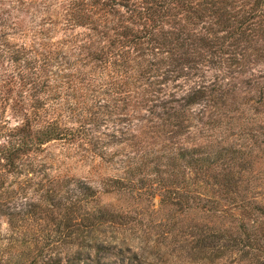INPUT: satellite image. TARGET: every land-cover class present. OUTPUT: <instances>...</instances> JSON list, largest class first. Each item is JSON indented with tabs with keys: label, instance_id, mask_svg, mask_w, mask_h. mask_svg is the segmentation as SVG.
<instances>
[{
	"label": "rangeland",
	"instance_id": "374dc122",
	"mask_svg": "<svg viewBox=\"0 0 264 264\" xmlns=\"http://www.w3.org/2000/svg\"><path fill=\"white\" fill-rule=\"evenodd\" d=\"M91 1L118 4L116 10L125 18L115 26L125 23L126 9L122 7L126 6V0ZM215 1L234 8L231 14L238 12V19L245 18L248 29L254 33L252 43L246 44L251 49L242 60L239 58V65L229 68L224 59V52L231 50L229 46L235 43L224 32L218 34L225 39L220 40L224 42L223 54L211 55V50L208 53L200 46L192 53L193 47H188L191 40L214 32L209 30L212 22L205 17L208 16L205 4L210 0H182L169 7L171 10L165 13L156 29H146L143 22L136 26L138 37L147 39L126 48V82L130 83L129 78L138 81L132 87L134 91L126 93L128 100L121 102L126 106L119 104L117 111L109 112L105 108L110 105L108 95L98 83L100 79L106 85V76L98 67L95 71L93 61H80L87 56H82L86 51L78 47L91 41L98 45L100 42L107 50L112 41L108 27L92 31L94 27L87 19H76L78 4L87 0H0V50L4 46L8 48L3 55L0 53V150L7 145L8 136L36 112L35 99L48 94L39 93L37 86L47 78V82L53 83V96L59 97L60 109L53 116L59 115L70 129L84 125L90 130L87 139H76L73 143L54 141L21 158L27 168L34 163L40 166L35 177L9 173L0 161V264H48L41 257L47 258V253L39 254L40 246H36L34 234L26 229L27 225L13 228L20 208L37 202L38 195L33 190L38 183L46 186L59 174L70 180L65 190H72L73 194H79L76 183L82 179L102 193L109 180L123 177L124 164L120 161L128 159L146 166V174L133 178L141 193H136L139 190L131 195L102 193L97 206L109 211L131 212L132 224L136 226L139 222L137 228L147 232L143 236L147 247L140 243L141 232L133 235V246L141 255L145 252L148 264H250L242 260L241 253L226 254L215 261L210 259L215 253H197L196 244L199 246L204 237L219 232L240 238L261 237L260 251L249 256L264 257V0ZM141 3L144 0H131L127 4L130 9L139 10ZM176 35L183 48L173 47L170 55L154 57L151 51L160 50L157 44L167 46V41ZM148 36L151 39L153 36L155 42L148 43ZM181 60L193 63L187 65V61ZM57 63L63 68L59 65L58 70ZM148 65L151 71L145 75L143 68ZM167 70L169 76L165 77ZM79 72L94 73V82L91 83L92 79L82 82ZM68 81L82 82L77 83L80 90L76 97L81 104L77 110L85 106L79 96L89 106L83 114L72 116L74 112L67 111L64 93L70 94V90L58 85ZM211 83L216 86L214 89H219L213 95V102L206 99L183 108L181 99L189 89ZM72 99V96L67 98L70 103ZM93 106L96 107L93 109ZM89 113L97 118L90 120ZM82 120H90L91 125L85 126ZM95 143L104 150V160H90L87 156ZM193 160H201L199 168L193 165ZM31 178V187L17 196V184ZM156 180H162L167 186L168 197L162 198L160 191L148 189L150 184L155 188ZM180 202V206L176 205ZM48 225L52 227L50 222ZM76 247L60 245L51 259L66 264V254L72 255ZM89 252L95 257V252ZM117 253L110 251L107 259L110 261L105 264H126V258ZM101 256L107 261V255Z\"/></svg>",
	"mask_w": 264,
	"mask_h": 264
},
{
	"label": "trees",
	"instance_id": "16d2710c",
	"mask_svg": "<svg viewBox=\"0 0 264 264\" xmlns=\"http://www.w3.org/2000/svg\"><path fill=\"white\" fill-rule=\"evenodd\" d=\"M130 1L131 0H126V6L122 7L126 9V21L121 26L115 25L117 23H122L125 16L117 12L116 6L118 4H113L109 1L98 2L87 0V2L78 4L76 13V19H87L89 21L88 24L94 27L92 31H95L97 27H108V31L112 35L110 38L112 41L109 43L107 50L100 46V42L98 45V42L95 43L91 41L81 46V48L78 47L79 50L82 49V52L86 51V54H82V56H87L85 60L80 61H93L91 63L95 71L98 67V69L102 71L101 74L105 75L107 78L106 85H104V81L102 82L100 79L98 83L104 86V93L108 95L106 98L110 105H106L105 108L110 109L109 112H111V110L117 111L119 108L117 105L119 104H123V107L126 106L125 103L121 102H126V100H128L126 93H129V91L133 89L134 83L138 81L137 78H135L136 80L134 78H129L131 79L130 83L126 82V75H128L126 74V52H128L126 48L130 46L135 47L138 45L137 43L140 39H147L146 36L142 38L138 37L139 32L136 26L143 22L144 26L147 27L146 29H156V27L162 23L165 13L171 10L169 7L178 4L182 0H144V3L140 4L139 10L130 9L127 4ZM184 7L188 6L184 5ZM205 11V15L206 13L208 14V16L205 17H208L209 21L212 22V24L209 25L212 26L209 30H213L214 32L211 36H203L199 39H195V41L191 40L188 47H193L192 53L198 50L197 46H200L201 50L203 48V50L208 53L211 50V55L217 56L219 53L223 54L222 48L224 47V42L220 43V40L222 41L225 39L224 37L220 38L218 34L224 32L235 39V43L229 46L231 50L224 52V59L228 63L229 68L237 67L240 60L245 57L246 52L251 49L246 46V44L249 45V43H252L254 33H251L248 29L250 26L247 25L245 18L240 17L238 19V12L231 14L234 8H228L225 2L210 0V2L205 4ZM200 19H202V16H200ZM144 26L143 28H145ZM162 33L163 31H161V34ZM104 34L106 37L109 35L106 33ZM169 34L171 35V33ZM163 35L167 36L166 34ZM171 38H173V40L167 41V46L164 44H157V49L160 50L157 53L156 49L151 51L155 53L153 54L154 57L159 56V54L170 55L173 47L177 49L183 48V43L178 44L179 38L177 35ZM154 39L153 36L152 39L148 36V43L155 42ZM238 42L245 43V45L242 46ZM3 48V50H0L2 55L8 50L5 46ZM186 54L187 53L183 54L184 58H186ZM12 55L17 56V52H13ZM49 55L51 57L55 55V52ZM81 58L83 59V57ZM48 60L45 61L44 64H47ZM181 61H187V65L193 63L192 60L191 62L188 60ZM56 65L59 70L60 63ZM150 65L156 67L154 66L155 64ZM150 65H148L146 69L142 67L145 75H148L149 71H151L149 70L151 67ZM60 66L63 68L62 64ZM187 69L191 68L188 66ZM159 70H161V68H159ZM95 71L93 72L95 73ZM49 73L51 74V72ZM94 73L92 75L89 72H79L78 76L81 78L80 80L82 82L92 79L93 81L91 80V83H93L95 77ZM132 74H135V72L133 71ZM53 76L56 77L59 76V74H53ZM164 76H169L168 70L164 72ZM144 78H146V76H144ZM48 80L49 78L40 85L37 84L40 88L39 93L48 94H46L45 97L35 99L34 109L36 112L30 115L29 120L8 136L7 145L0 150V161L3 162L1 167H4L9 173L17 175L25 173L29 174V176L31 175V177H35L40 166L34 163L30 168H27V166H23V163H21V158L30 155L48 143L60 140L73 143L76 139L84 140L90 135V130L85 129L84 125H79L78 129L73 130L68 128L67 125L59 119V115L53 116L55 111L60 109V104L57 103L59 100L58 95L55 94L53 96L55 92L52 85L53 83L50 84L47 82ZM81 81L77 83L81 84ZM77 83L68 81L65 82V84L58 85V88H64L66 91L70 90V94L64 93L66 97H64V101L68 104L67 111L74 112L72 116L83 114L84 111L89 108L85 103L86 99L79 96V98L83 99L82 103L85 106L77 110V107L81 105L77 103L78 97H76V95L80 90ZM215 87L214 83H211L209 86L203 84L196 88L189 89L186 95L181 99L184 106L183 108L205 102L206 99L213 102L215 99L213 95L219 91V89H214ZM70 96H72V98L74 97L71 103L68 101L69 99L67 100ZM95 107L96 106H93L92 108L94 109ZM51 111L52 113L48 115ZM88 116L90 120L91 117H93L94 120L97 118L96 115H91L90 113ZM85 119L87 120L88 118ZM86 120H82L81 122H84L83 124H85V126H90V120H88L89 123ZM98 145L97 143L93 144V150L87 151L89 154L87 156L90 160H94L95 158L104 160L103 156L105 152L104 150H100ZM120 163L121 165L124 164V168H122L123 177L109 180L110 183H107L105 188H103V194L95 191L85 179L79 180L76 183L79 194H73L72 190H65L69 187L70 180L60 177L59 174L54 175L50 179V184L46 186L38 183L33 190L35 195H38L37 202L25 205V209L20 208L16 213L18 219L13 228L21 229L27 225L26 229H30V232L34 234L36 246H40L38 248V251H41L39 254L43 252L47 253L45 254L47 258L43 255L41 257L45 259L46 263L48 261V264H60V260L54 262L51 259V254L60 245L63 247H71L72 245L77 246L76 252L72 255L66 254L68 257L66 264H105L110 261L107 260L109 259V252L114 250L118 252L117 255L119 257L123 256L122 259L126 258V264H148L149 262L145 252L141 255L139 250L135 251L133 246V235L135 233L139 234L140 232V235H142L140 243H144L146 246L148 242L143 236L146 237L147 232L137 228L139 222H137L136 226L132 224L134 220L131 212H125L123 210L109 211L97 206L99 195L110 194V191L120 195H131L134 191L138 190L139 191L136 193H141L140 188H136L133 178L139 174H146L145 164L134 159H128L126 162L121 160ZM200 163L201 160H193V165L197 168H199ZM189 167H191V164ZM32 180L33 178L25 183L19 182L17 184L18 192L16 195L20 196L23 192L26 193V190L31 187ZM153 185L154 184H150L148 189H153V191L157 192L160 191V197L162 198L168 197L169 192L167 186L162 184V180H156L155 188H153ZM149 195L152 197L155 196L154 194ZM181 204V202L180 204L176 203L178 206ZM74 207H76L77 210H74ZM54 215H56V217H54ZM49 222L52 227H49ZM46 231L50 233L47 235L44 234ZM127 236L129 238L125 239L124 237ZM261 243V237L255 236L251 238V235H244V238H240L219 232L212 236L204 237L200 241L199 246H196V244L194 249H197V253L201 255L206 253L213 255L211 253H215L213 257H210L211 261L224 257L226 254L241 253L243 255V261H250V264H264V257L260 255H255L254 258L250 257L253 256L250 253L260 251L262 247ZM89 251L95 252V257L92 258ZM83 252L86 253L83 254ZM87 253H89V255ZM83 255L86 256L83 257ZM101 255H107V261H105L104 257L100 258ZM202 258H199V260L202 261ZM211 261L209 263H211Z\"/></svg>",
	"mask_w": 264,
	"mask_h": 264
}]
</instances>
